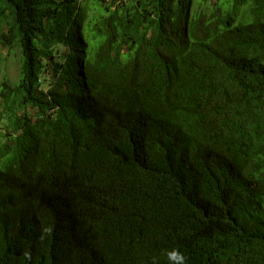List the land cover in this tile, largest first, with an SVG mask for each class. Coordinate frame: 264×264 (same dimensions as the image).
Wrapping results in <instances>:
<instances>
[{"label":"trees","instance_id":"trees-1","mask_svg":"<svg viewBox=\"0 0 264 264\" xmlns=\"http://www.w3.org/2000/svg\"><path fill=\"white\" fill-rule=\"evenodd\" d=\"M0 264H264V0H0Z\"/></svg>","mask_w":264,"mask_h":264},{"label":"rangeland","instance_id":"rangeland-1","mask_svg":"<svg viewBox=\"0 0 264 264\" xmlns=\"http://www.w3.org/2000/svg\"><path fill=\"white\" fill-rule=\"evenodd\" d=\"M5 59L0 62V82L6 78L14 80L18 74V63L13 59L12 55L5 53Z\"/></svg>","mask_w":264,"mask_h":264},{"label":"clouds","instance_id":"clouds-1","mask_svg":"<svg viewBox=\"0 0 264 264\" xmlns=\"http://www.w3.org/2000/svg\"><path fill=\"white\" fill-rule=\"evenodd\" d=\"M168 256L170 260H175L177 257H179L178 264H183V256L179 251L173 250L172 252L168 253Z\"/></svg>","mask_w":264,"mask_h":264}]
</instances>
